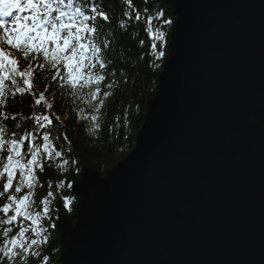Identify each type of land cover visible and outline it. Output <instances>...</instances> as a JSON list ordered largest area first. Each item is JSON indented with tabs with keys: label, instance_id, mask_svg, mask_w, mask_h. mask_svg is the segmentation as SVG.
<instances>
[{
	"label": "water",
	"instance_id": "obj_1",
	"mask_svg": "<svg viewBox=\"0 0 264 264\" xmlns=\"http://www.w3.org/2000/svg\"><path fill=\"white\" fill-rule=\"evenodd\" d=\"M157 1V94L125 160L73 183L74 222L57 202L58 262L264 264V0Z\"/></svg>",
	"mask_w": 264,
	"mask_h": 264
},
{
	"label": "snow or ice",
	"instance_id": "obj_2",
	"mask_svg": "<svg viewBox=\"0 0 264 264\" xmlns=\"http://www.w3.org/2000/svg\"><path fill=\"white\" fill-rule=\"evenodd\" d=\"M86 3L87 0H0V30H3L0 40L8 49L0 47V107L6 106L7 98L15 100L17 95L26 94L33 97V111L28 116L18 113L9 117L0 113V197H6V203L0 207V225H3L0 228V264L3 260L16 264L29 255L35 256L31 251L33 246L47 243V228L43 222L53 219L49 215L53 193L49 192L39 202L40 210H31L36 203L33 197L39 184L37 172H44L46 161H61L57 167L64 171L70 163L63 158L64 152L57 149L55 141L62 138L69 145L71 141L66 133L56 134L50 114L52 105L46 102L44 93L36 96L32 91L33 77L39 72L43 81L50 74L52 84L78 110L80 118L91 121L92 126L87 131L96 136L105 101L113 95L114 86H118L115 79L109 82V76L117 75L115 70H110L114 63L108 55L111 45L118 31L130 26L133 16L135 21L141 20V11L131 0H121L122 18L115 28L107 11L98 6L87 9ZM147 11L144 9L145 13ZM164 17L161 10L146 17V30L155 41L150 45V53L157 68L160 65L155 62L165 58L168 47L165 29L173 24L172 19ZM155 21H162V24L154 28ZM12 52L19 53L23 61H31L25 70H20L21 59L13 58ZM123 83L127 84L128 80L125 78ZM51 86L46 84L45 92ZM105 86L109 91L103 90ZM37 108L41 111L37 112ZM8 119L15 121L12 132L5 123ZM55 119L59 121V117ZM71 163L75 164L76 160ZM57 187L65 185L61 182ZM67 187L72 188V184L68 183ZM71 202L66 200L67 204ZM49 226L55 228L56 224ZM29 232L31 239L27 236Z\"/></svg>",
	"mask_w": 264,
	"mask_h": 264
},
{
	"label": "trees",
	"instance_id": "obj_3",
	"mask_svg": "<svg viewBox=\"0 0 264 264\" xmlns=\"http://www.w3.org/2000/svg\"><path fill=\"white\" fill-rule=\"evenodd\" d=\"M131 3L141 11V20L137 22L133 16L130 26L126 30H119L111 45L108 55L114 63L110 65V70H115L117 75L116 77L109 76V82L115 79L118 86H114L111 90L113 95L105 101L100 114V129L96 136H92L87 131V128L92 126L91 121L80 118L78 110L70 101L64 99L61 90L52 84L50 74L47 80L42 81L38 72L31 81L32 91L36 96L44 93L46 102L52 105L50 114L54 121L56 134L66 133L68 140L71 141V145L62 138L55 141L57 149L64 152L63 158L68 159L70 163L66 166L67 170L64 171L57 167L61 161H46L44 172H37L39 184L35 188L33 197L36 203L31 210L34 212L40 210L42 205L39 202L49 192H52L53 197L50 205L52 211L49 215L53 219L43 222L47 228V243H38L33 246L31 251L35 252L36 255H29L26 260H18L16 264H45V258H47V264H60L58 261L62 246L57 229V202L63 203L72 222L75 221L74 215L76 213L75 197L71 195L72 188H68L67 184L71 183L73 186V183L79 179L82 170L87 167L94 168L102 176H105L109 169L125 160L128 153L136 146L137 135L144 124L148 104L157 94L159 75L170 53L169 48H165V58L162 61H156L155 63H158L160 67H155L153 64L154 57L150 53V45L155 41L151 39L146 30V17L154 16L157 10H161L165 13L164 18L172 19L173 24L176 18L173 15V10L164 2L147 0L145 3V0H131ZM93 6L102 7L108 12L113 28L119 24L123 13L121 0H87L85 7L90 9ZM146 8L148 9L147 13L144 12ZM160 24L162 21H155L153 27H158ZM173 24L165 29L168 45ZM141 41H143L142 44ZM0 44L5 51H8L2 40H0ZM157 48L159 49V44H157ZM11 55L13 58L21 59L19 53L12 52ZM141 57L143 58L141 59ZM29 62L31 61L21 59L20 70H25ZM121 72L124 75H121ZM125 78L128 80L127 84L123 83ZM46 84L52 85L47 92H45ZM103 90L109 91L106 86ZM32 103L33 97L27 94L24 96L17 95L15 100L7 98L6 106L0 107V113L9 117L18 113L28 116L33 111ZM36 111L39 112L41 109L37 108ZM55 117H59V121H56ZM17 119L19 120L20 117L17 116ZM5 123L9 126L8 131L12 132L15 121L8 119ZM29 127H31V122H29ZM27 147L26 144L25 150ZM69 147L71 148L70 152ZM72 160H76V163L72 164ZM76 169L79 171L77 172ZM61 182L64 183L65 187H57ZM0 188H2V181H0ZM69 199L72 201L71 204L66 203V200ZM5 203L6 197H0V207H3ZM50 223H55L56 227L51 228ZM2 227L3 225H0V228ZM27 236L31 239V232L27 233ZM2 264H8L7 260H3Z\"/></svg>",
	"mask_w": 264,
	"mask_h": 264
},
{
	"label": "rangeland",
	"instance_id": "obj_4",
	"mask_svg": "<svg viewBox=\"0 0 264 264\" xmlns=\"http://www.w3.org/2000/svg\"><path fill=\"white\" fill-rule=\"evenodd\" d=\"M17 13H14V15H16ZM6 19H8L9 21L11 20V18H6ZM9 28H11V24L9 23ZM3 36V30H0V37H2ZM1 45V44H0ZM1 47V46H0ZM5 48H7L6 46H5ZM7 50V49H6Z\"/></svg>",
	"mask_w": 264,
	"mask_h": 264
}]
</instances>
